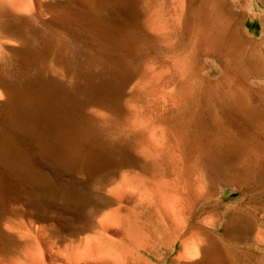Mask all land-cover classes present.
Returning a JSON list of instances; mask_svg holds the SVG:
<instances>
[{
  "label": "rangeland",
  "instance_id": "374dc122",
  "mask_svg": "<svg viewBox=\"0 0 264 264\" xmlns=\"http://www.w3.org/2000/svg\"><path fill=\"white\" fill-rule=\"evenodd\" d=\"M197 1L0 0V264H134L137 252L140 264H197L203 248L204 264H220L224 244L232 257L249 252L251 264L264 255V205L251 199L264 188L248 171L264 163V17H254L256 0H223L222 47H233L235 84L260 107L254 153L225 146L203 157L170 121L178 81L202 91L222 74L190 48ZM7 94L17 101L10 114ZM133 215L177 236L157 253L85 247L95 232L129 245Z\"/></svg>",
  "mask_w": 264,
  "mask_h": 264
},
{
  "label": "bare ground",
  "instance_id": "6f19581e",
  "mask_svg": "<svg viewBox=\"0 0 264 264\" xmlns=\"http://www.w3.org/2000/svg\"><path fill=\"white\" fill-rule=\"evenodd\" d=\"M197 2L198 3H196L195 7H192L191 10L188 9L189 16H188L187 24L189 25V30H190V38H189L190 48L197 50L200 54H202V52H203V54L209 55L212 58H214L221 65L222 74H221V78H218L219 80H215V81L205 80V82H204L205 85H203V86H206V87L202 86L203 87L202 91L199 90L200 88L195 89V87L193 85H190L189 83H187V81L182 80L184 78H181L180 80H182V81L181 82L178 81L179 82L178 83L179 84L178 85V91H176L177 93H175L170 100V102L172 101L171 102L172 105L175 106L173 108H175V110H176L173 113L170 121L173 122V126L175 125L176 130L173 126H169V127H172V129L174 128V131L172 134L173 135L176 134L175 136L179 140H182L186 144V146L188 147L187 149H190L195 154L199 153L201 156L207 154L208 152H213L214 150H216L218 152L219 150H221L225 146H227L231 149H234L235 151H239L241 153H245V152L247 153L249 150H250L249 152L254 153L253 148L248 149L249 148L248 144H250L251 140H252L251 132L253 131V129L251 126H253L255 124V121L257 120L256 118H254V117H256V116H254V111L257 108H255L254 104L251 101V98L245 94V93H247L246 92L247 89L245 88L246 90H245V92L243 91V93H244L243 94L240 92L241 87L239 88L238 86H236L237 84H235L234 76H235L237 69H238V60L239 59H237L238 57H236V55L234 54L233 47L227 48V50L222 47L223 46V40L226 38V37H224L225 31L223 29L225 26L222 23V20L220 17V16H222L223 10L221 11V7H223L224 2H223V0H198ZM25 4H26V2H24L23 5H21V4L20 5L25 6ZM28 4H29V2H28ZM225 4H226V2H225ZM169 14H170V12H169ZM175 19H176V17H175ZM50 22L51 21H49V23ZM93 23H94V21H93ZM1 27H2L1 29L3 31L9 32V33L15 35L16 37L13 36L14 39L15 40L17 39L20 42L21 37L19 36L20 32L18 30L16 31L15 29L11 28V25L8 26V25H5V23L2 24ZM146 29H147V27H146ZM17 32H19V33H17ZM231 39H233V37H231ZM179 55H180V53H179ZM180 57H183V56H180ZM250 57H251V53L249 55V58ZM186 58L187 57L184 56L183 59L178 58V60H180V62L182 61V63L184 64L183 60H186ZM248 62H249V60H248ZM241 73H243V72H241ZM230 77H232L233 79ZM196 82H198V81H196ZM199 85L201 86L202 84H199ZM5 88H7V86ZM84 89H85V87H84ZM197 89L199 90V92L201 91V93H198ZM7 91H9V90H7ZM130 91L131 90H129V92ZM136 92H138V91H136ZM13 94H15V93L13 92ZM132 94H134V93H132ZM12 95L9 94L7 97V100L9 103V105L7 107H8V109L10 108V110H7V108L5 107L6 110H3V112L5 114L6 113L10 114V113H13V111H14V110H12V105H13V103H16L17 101L14 102V100H16V98H14V96H12ZM5 97H6V95H5ZM7 100L6 101L4 100V101L7 102ZM259 108L260 107H258V109ZM16 111H18V110H16ZM206 111L208 112L207 114H209V117L205 118L204 114L206 113ZM256 114H257V112H256ZM260 116H262V115H260ZM107 120H108V118H107ZM260 121H262V120H260ZM149 122H150V120H149ZM158 127H159V125H158ZM156 128H154V129H156ZM170 130L171 129H169V131ZM152 132H153V129H152ZM174 132H175V134H174ZM178 139L176 140L177 143H178ZM183 142L179 141L180 144ZM2 146H3V144H2ZM8 152H9V149H8ZM173 154H175V153H173ZM17 155L19 156L18 153H17ZM20 157L22 158V156H20ZM243 164H244V162H243ZM200 165H202V164H200ZM251 166H253V167H251V168L249 167V169L246 168V170L248 169V171L253 173L252 174L253 183L255 185H257V187H259L260 189H263L264 188V163L259 164L258 161L256 160L254 165L252 164ZM207 175L208 174H206V176ZM11 177H12V175H11ZM252 177L249 176L246 178V179H248V182L251 180ZM19 178H20V176H19ZM241 178H244V177H241ZM209 179H211V180L215 179L214 175H210ZM237 179H238V177H237ZM238 181L240 182V180H238ZM241 181L244 182V179ZM2 182H3V180H2ZM11 184L8 183L9 186ZM5 187L6 186H4V188ZM11 187L12 186H10L9 188H11ZM243 193H245V192H243ZM2 198H4V197H2ZM251 199H253L255 202H257L259 204L264 205V195L262 194V192L255 193L254 196L252 195ZM171 204H172V202H171ZM125 225H126V223H125ZM196 227L197 226H195L194 228H196ZM200 229L203 230L202 227ZM126 234H127V237L129 238V245L128 244H115V242L114 243L111 242L109 239L106 238V236H104L100 232H95V234L93 236H90L87 239L85 238L84 245L87 249L90 248L89 249L90 252L95 253L97 255L98 254L99 255H106V254L108 255V254H111L112 252H114L115 254H117V256L123 257L125 255V251L132 252L134 249L136 251H143V252L147 251L146 253H157V251L159 249H161V247L169 246L173 242L174 238L177 236L176 230L174 233H170L167 230V228L165 227V225L160 224V225L156 226L153 224H150V225L141 224L138 221L137 215H133L132 218L129 220L128 225H127ZM150 238L153 239V243L146 245L148 243V241L150 240ZM204 240H206V239H204ZM2 248H1V250H2ZM227 249H228L227 246L224 244L223 245L224 254H221V258H218L219 259L218 262L220 264H249L252 260L251 254L249 252L238 251V253H239L238 255L240 256L238 258L237 256L236 257L230 256ZM190 250H191V247H190ZM241 251H243V250H241ZM202 252H203V255H202L201 259L197 262V264H204V261L206 258L205 257L206 249L204 250V248H203ZM187 254H189V253H187ZM134 259H135V261H133L134 264H140L139 259H142V258H141V255L137 252ZM206 261H207V258H206ZM263 262H264V255L258 256L256 261H255V264H264ZM190 263L193 264L194 262H189V264ZM144 264H152V263H150L149 261H144Z\"/></svg>",
  "mask_w": 264,
  "mask_h": 264
},
{
  "label": "crops",
  "instance_id": "0c3cea01",
  "mask_svg": "<svg viewBox=\"0 0 264 264\" xmlns=\"http://www.w3.org/2000/svg\"><path fill=\"white\" fill-rule=\"evenodd\" d=\"M251 5L253 9H257V12L254 14L255 18L264 17V0L253 1L251 2Z\"/></svg>",
  "mask_w": 264,
  "mask_h": 264
}]
</instances>
